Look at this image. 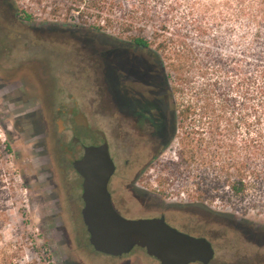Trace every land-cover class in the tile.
Instances as JSON below:
<instances>
[{"label":"rangeland","instance_id":"1","mask_svg":"<svg viewBox=\"0 0 264 264\" xmlns=\"http://www.w3.org/2000/svg\"><path fill=\"white\" fill-rule=\"evenodd\" d=\"M63 1L0 0V16L13 14L26 18L25 15H29L27 19L39 28L34 45L22 43L17 45L12 55H0V77L10 80L21 78L20 72H12L8 68L26 58L33 57L36 61L24 83L19 82L15 86L11 82L0 81V246H6L7 250L9 244L17 247L16 264H125L128 257L113 258L94 251L81 215L72 205L80 193V178L72 162L82 155L83 145L99 143L92 134L93 130L106 133L120 169H125V161L133 155L132 149L114 141L112 128L116 122L113 115L116 108L109 87L103 83L96 85L93 69L86 68V62L72 50L106 47L117 39L111 32L92 28L97 25L94 19L82 21L76 16L70 17L64 10L53 16L51 9L55 5L64 8ZM64 5L67 4L64 2ZM145 35L149 36V31ZM124 42L129 43L127 39ZM26 48L36 51H25ZM143 53L144 58L148 57L146 50ZM139 69L141 80H146V66H139ZM41 71L50 75L53 87H41L35 83L36 74ZM100 75V68H97V78L100 79ZM58 106H75L88 120L89 129L80 127L75 133L81 145L74 148L73 155L63 151L64 146L71 144L73 133L70 127L73 124L71 120H65V128L58 130L55 116ZM178 149L179 140L173 138L159 160L156 159L146 170V174L157 183L170 174L171 180L163 185L162 190L167 201L183 203L193 200L199 208L223 215L211 216L214 221L264 229V207L249 208L248 199L236 205L220 200L191 199L190 191L186 190L192 188L189 177L192 176L191 170L194 175L195 167L180 168V172L171 174L167 165L161 166L162 161L170 158L178 161ZM227 247V244H221L217 255L235 256V250ZM261 257L264 258V254Z\"/></svg>","mask_w":264,"mask_h":264},{"label":"trees","instance_id":"2","mask_svg":"<svg viewBox=\"0 0 264 264\" xmlns=\"http://www.w3.org/2000/svg\"><path fill=\"white\" fill-rule=\"evenodd\" d=\"M63 6L52 15L64 10L94 19L95 30L150 52L175 115L172 139L179 140L178 161L161 166L171 174L195 167L188 195L264 207V0H64ZM8 246H0V264H16L18 249Z\"/></svg>","mask_w":264,"mask_h":264},{"label":"flooded vegetation","instance_id":"3","mask_svg":"<svg viewBox=\"0 0 264 264\" xmlns=\"http://www.w3.org/2000/svg\"><path fill=\"white\" fill-rule=\"evenodd\" d=\"M46 28L52 30L50 27ZM1 30L7 31L0 32V55L6 56L12 55L17 45L22 43L34 45V39H37L39 34V28L32 23L31 19L19 18L13 14L0 16ZM99 43L108 44L107 42ZM72 50L78 52L79 58L86 62L84 64L86 68L93 69L96 85L103 83L109 87L112 102L116 108V113L113 114L116 122L112 128L114 141L122 147L133 150L132 158L125 161V169H120L111 152L107 135L103 131L115 166L108 181L113 208L130 219L162 218L183 233L205 238L214 251L207 264H264V258L261 257V254H264V229L251 228L245 224L232 225L214 221L211 216L223 217V215L199 208L193 200H185L183 203L167 201L162 193L163 185H165L162 178L157 183L153 177L146 174L147 168L156 159L159 160L175 132V115L169 110L165 101L164 75L154 64L150 52L142 46L131 42L126 43L123 40L110 42L106 47H82ZM145 50L148 52V57L144 58ZM25 51L36 50L26 48ZM33 65H36L33 57L21 60L14 67L8 68L12 72H20L21 80L0 77V81L11 82V85L15 86L19 82L24 83V78L28 76V71ZM139 66H146L147 79L144 81L141 80ZM97 68L101 71L100 79L97 78ZM39 74H36L37 85L53 87L54 81L48 73L41 71ZM48 97L50 99L49 95ZM50 102L52 103L51 99ZM78 111L81 110L75 106L68 108L58 106L55 111L56 120L61 122L63 128H65L63 126L65 120L72 121L73 125L70 129L73 134L70 142L73 145H81L80 139L75 134L80 128L74 121ZM61 129L58 127V130ZM74 138L79 140L75 143ZM65 153L73 155L74 150L72 154ZM78 177L80 193L72 205L82 218L81 210L84 206L82 178L79 175ZM68 199L69 197H67V203L70 204L71 200ZM221 244H227L229 250L234 249L235 256L228 258L225 255L218 256L217 251ZM111 257H128L125 258L128 259L125 264H160L156 257L149 255L145 248L139 246H135L126 254ZM189 264L204 263L196 261Z\"/></svg>","mask_w":264,"mask_h":264},{"label":"water","instance_id":"4","mask_svg":"<svg viewBox=\"0 0 264 264\" xmlns=\"http://www.w3.org/2000/svg\"><path fill=\"white\" fill-rule=\"evenodd\" d=\"M80 110V109H79ZM77 126L89 129L86 115L78 111L74 116ZM59 129L62 124L58 121ZM60 131V130H59ZM99 143L83 145L82 155L72 166L82 178V220L89 234V243L97 252L120 256L135 246L146 249L160 264H207L213 256L208 240L179 231L162 218L130 219L119 214L112 206L108 181L115 166L109 153L105 133L93 130ZM75 143L77 142V138ZM78 145L64 147L70 154Z\"/></svg>","mask_w":264,"mask_h":264}]
</instances>
